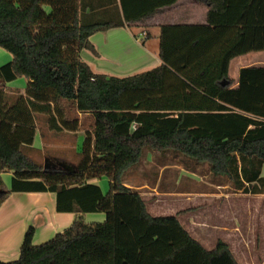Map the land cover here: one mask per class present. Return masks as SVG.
Instances as JSON below:
<instances>
[{
    "label": "trees",
    "instance_id": "1",
    "mask_svg": "<svg viewBox=\"0 0 264 264\" xmlns=\"http://www.w3.org/2000/svg\"><path fill=\"white\" fill-rule=\"evenodd\" d=\"M178 1L0 0V48L12 55L0 67V208L14 193H53L58 213L76 215L42 245L31 227L19 259L0 264H117L119 194L137 203L148 230H180L185 243L177 250L196 247L200 264L225 256L238 264L224 242L208 251L177 216L151 215L124 176L147 149L171 151L207 165L235 191L264 195V66L230 78L234 59L264 52V0H197L208 24L162 27V64L132 76L97 73L81 55L100 56L94 34L130 28ZM20 79L28 81L25 94H9L7 85ZM41 115L55 132H85L76 170L32 156ZM4 174H12L11 188ZM103 178L111 182L107 195L89 183ZM102 211L103 223L85 221Z\"/></svg>",
    "mask_w": 264,
    "mask_h": 264
},
{
    "label": "crops",
    "instance_id": "2",
    "mask_svg": "<svg viewBox=\"0 0 264 264\" xmlns=\"http://www.w3.org/2000/svg\"><path fill=\"white\" fill-rule=\"evenodd\" d=\"M48 12H51V9H48ZM208 12L207 6L197 0H179L172 6L162 8L157 15L130 28H115L94 34L90 40L97 48L100 56L97 57L91 52L83 50L82 58L91 65L95 72L121 78L156 68L162 64L160 59L161 28L178 25H207ZM11 61L12 55L0 49V67ZM252 66H264V52H254L234 59L230 66V78L237 81L240 71ZM233 68H235L234 76L231 74ZM27 84L26 79H20L8 84L7 87L24 95ZM38 132L34 144L36 152L42 153L51 147L54 156L52 159H66L67 156H70V152L80 153L85 141L84 131L76 133L55 132L68 139L67 143L63 144L64 150L61 149L60 151L64 155H59L56 151V144L53 142L46 144L43 140H39L43 137H39ZM50 133H53V130H50ZM153 154L161 155L164 153L160 151L149 152V156H153ZM136 167L126 173L124 183L141 195L151 215L156 216L159 213V206L162 204H165L163 211L168 210L172 213L185 211L184 208H181L183 203L181 205V203L173 201L172 203L161 202L160 204L158 196H156L155 201L150 202L143 190L149 189L156 192V189H151L148 184H143L133 178V176L137 177L138 175ZM7 177L8 180H5ZM11 178V174L3 175L5 184L10 188ZM222 182L216 186L219 191L213 193L219 203H191V206L188 207L192 209L199 204L203 209L198 221V225H200L199 242L208 251L213 250L219 241L224 242L229 246L238 264H264V195L235 191L230 182ZM89 183L99 186L105 195L111 190V182L107 178L93 179ZM162 195L163 198L161 199L173 198V194L170 193ZM213 196L211 192L209 195L206 191L200 195L203 199H210ZM188 199L191 201L189 197ZM122 202L118 203V199L115 202L117 235L126 229L136 230V227L147 229L136 218L137 203L134 201L133 203ZM212 204H214L215 211V223L213 225H211ZM176 205H178V209L182 210H178ZM88 217L91 219L90 224L103 223L106 220V214L103 211L86 215V222ZM190 219L192 225H197L194 218L191 217ZM75 220L76 215L73 213L57 212L56 195L53 193L12 194L0 208V260L10 262L19 259L21 246L27 231L31 227L35 229L33 243L38 246L68 230ZM214 237L212 242L211 239ZM148 239V237H144L140 247L152 245L153 242H148ZM214 240L215 244L213 245ZM136 241H138V236H136ZM170 241H164L163 244H168ZM212 264H232V262L225 256L214 260Z\"/></svg>",
    "mask_w": 264,
    "mask_h": 264
},
{
    "label": "rangeland",
    "instance_id": "3",
    "mask_svg": "<svg viewBox=\"0 0 264 264\" xmlns=\"http://www.w3.org/2000/svg\"><path fill=\"white\" fill-rule=\"evenodd\" d=\"M231 74L233 76L235 75V68L231 70ZM8 90L9 94L11 93L17 95L21 93L10 88H8ZM38 126L40 130L38 132V136L43 137L39 138V140H43V142L46 144H52L51 142H53V144H56L57 153L62 155L63 152L60 153V151L61 149L64 150L65 146L63 144L67 143L68 139L64 135L56 134L58 132L55 133V131H53V133H50V130L52 131V129L48 123V118L44 115L38 117ZM51 149V147L47 148L42 153L34 152L32 153V156L38 162H41L49 168L59 167L66 168L71 171L76 170L79 161V157L77 155L79 153L76 154L75 152H70V156H67L66 159H52L54 156L51 152ZM149 152L152 153L153 151L150 149L146 150L141 163L135 168L138 175L137 177L133 176V178L137 179L143 184H148L151 189H156V192H153L149 189L143 190L144 194H147V199L149 198L150 202L155 201L156 196H158L160 204L161 202L172 203L173 201L175 203H181V205L183 203V207L181 208H184L185 211H177L178 213H172V211L168 210L163 211V206L165 204H162L159 206L161 209L159 208V213L156 214V216H177L182 227L192 238L199 242L198 239L200 237V225H198V221L203 209H201L199 204L192 209H189L188 207L191 206V203H219V200L215 199V196H213L215 195L213 193L218 190L216 186L222 181L227 183L229 181L222 177L216 178L212 176L207 165L198 164L181 154H176L169 151L163 152L164 154L161 155L153 154V156H149ZM5 180H8V177ZM9 186H12V182L9 183ZM205 191L209 195L211 192L213 197L210 199L201 198L200 195ZM230 191L232 192L231 189ZM164 193L173 194V198L161 199L163 198L162 194ZM117 196L118 198H115V202L118 199V203H123L122 201L133 203V201L131 202L129 196L127 195L119 194ZM188 197L191 199V201L188 199ZM213 205L214 204H212V206ZM176 206L178 209V205ZM136 209H138L137 205ZM211 213V225H213L215 223L214 206L211 210ZM191 217L197 221V225H192V223H190ZM87 219V223L90 224L91 219L89 217ZM142 224L146 227L145 222H142ZM136 228L137 229L133 231L127 229L125 231H120L117 235V243L122 247L117 252V264H172L173 262L174 264H200L202 254L196 247H189L180 251L177 250L184 245L185 237L183 233L174 225H171L169 228L155 226L152 227L151 230L142 227ZM136 236H138V241H136ZM144 237H148L149 239L147 241L153 242V244L150 246L146 245L144 247H140L142 246ZM213 239H215V237L211 239L212 242ZM164 241L170 242H168V244H163ZM214 244L215 240L213 245ZM173 251H175L174 256L170 257Z\"/></svg>",
    "mask_w": 264,
    "mask_h": 264
}]
</instances>
